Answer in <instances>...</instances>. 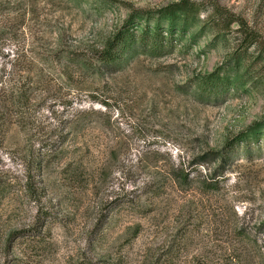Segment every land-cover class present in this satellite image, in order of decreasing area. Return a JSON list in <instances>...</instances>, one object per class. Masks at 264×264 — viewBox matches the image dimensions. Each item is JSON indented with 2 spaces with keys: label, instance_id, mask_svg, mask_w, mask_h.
Masks as SVG:
<instances>
[{
  "label": "rangeland",
  "instance_id": "374dc122",
  "mask_svg": "<svg viewBox=\"0 0 264 264\" xmlns=\"http://www.w3.org/2000/svg\"><path fill=\"white\" fill-rule=\"evenodd\" d=\"M0 264H264V0H0Z\"/></svg>",
  "mask_w": 264,
  "mask_h": 264
},
{
  "label": "trees",
  "instance_id": "16d2710c",
  "mask_svg": "<svg viewBox=\"0 0 264 264\" xmlns=\"http://www.w3.org/2000/svg\"><path fill=\"white\" fill-rule=\"evenodd\" d=\"M140 38L145 42H148L152 47H163L166 42V36L162 28L157 27L151 33L150 30H143L140 34ZM135 40V36L131 34H121L120 32L116 33L114 37L110 40V42L106 45V47L96 52L95 58L105 65H112L115 61L119 60L123 52L130 45V43ZM88 60H85V62ZM203 89H207V91H216L218 93L220 91H228L230 87V83L226 78H222L218 73V70H214L213 72L207 74L200 83ZM9 95H6L4 102L7 106L6 110L11 111L14 108H20L22 102L25 100L26 95L25 92L22 91V87L16 84L11 91L8 92ZM30 98L27 97V100ZM3 113L1 115V119H3Z\"/></svg>",
  "mask_w": 264,
  "mask_h": 264
}]
</instances>
